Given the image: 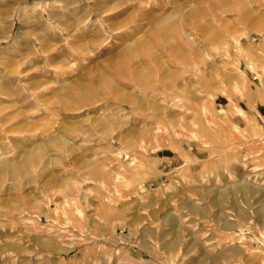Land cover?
<instances>
[{
	"label": "rangeland",
	"instance_id": "obj_1",
	"mask_svg": "<svg viewBox=\"0 0 264 264\" xmlns=\"http://www.w3.org/2000/svg\"><path fill=\"white\" fill-rule=\"evenodd\" d=\"M0 264H264V0H0Z\"/></svg>",
	"mask_w": 264,
	"mask_h": 264
},
{
	"label": "bare ground",
	"instance_id": "obj_2",
	"mask_svg": "<svg viewBox=\"0 0 264 264\" xmlns=\"http://www.w3.org/2000/svg\"><path fill=\"white\" fill-rule=\"evenodd\" d=\"M241 176V175H240ZM228 180V179H227ZM235 187V186H234Z\"/></svg>",
	"mask_w": 264,
	"mask_h": 264
}]
</instances>
